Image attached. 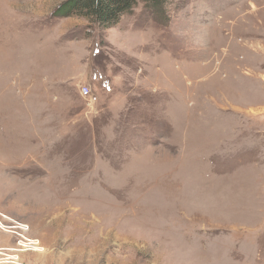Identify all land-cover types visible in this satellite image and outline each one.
<instances>
[{
	"label": "rangeland",
	"instance_id": "374dc122",
	"mask_svg": "<svg viewBox=\"0 0 264 264\" xmlns=\"http://www.w3.org/2000/svg\"><path fill=\"white\" fill-rule=\"evenodd\" d=\"M66 1L0 0V264H264V0Z\"/></svg>",
	"mask_w": 264,
	"mask_h": 264
},
{
	"label": "trees",
	"instance_id": "16d2710c",
	"mask_svg": "<svg viewBox=\"0 0 264 264\" xmlns=\"http://www.w3.org/2000/svg\"><path fill=\"white\" fill-rule=\"evenodd\" d=\"M139 1L162 13L167 0H67L58 7L55 15L83 16L105 30L115 27L123 16L131 14Z\"/></svg>",
	"mask_w": 264,
	"mask_h": 264
},
{
	"label": "built area",
	"instance_id": "2783aa9c",
	"mask_svg": "<svg viewBox=\"0 0 264 264\" xmlns=\"http://www.w3.org/2000/svg\"><path fill=\"white\" fill-rule=\"evenodd\" d=\"M80 92H81V95L85 99L90 98L93 95L92 87L90 85H85V86L81 87ZM22 229H23L24 233H26V227H22ZM21 237H22V241H25L26 244L28 245L27 246L28 250H32V248H31L32 246H29V245H36V244L33 243L34 240H32L30 238H26L25 235H22ZM31 241H33V242L31 243ZM37 246H39V245L37 244L33 249L37 248Z\"/></svg>",
	"mask_w": 264,
	"mask_h": 264
}]
</instances>
